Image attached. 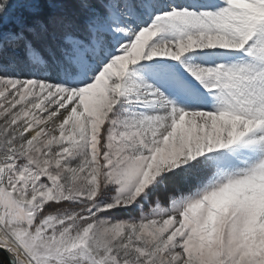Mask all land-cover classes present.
<instances>
[{"label": "snow or ice", "instance_id": "1", "mask_svg": "<svg viewBox=\"0 0 264 264\" xmlns=\"http://www.w3.org/2000/svg\"><path fill=\"white\" fill-rule=\"evenodd\" d=\"M0 264H264V0H0Z\"/></svg>", "mask_w": 264, "mask_h": 264}, {"label": "trees", "instance_id": "2", "mask_svg": "<svg viewBox=\"0 0 264 264\" xmlns=\"http://www.w3.org/2000/svg\"><path fill=\"white\" fill-rule=\"evenodd\" d=\"M0 260L7 261L6 256L2 252H0Z\"/></svg>", "mask_w": 264, "mask_h": 264}, {"label": "water", "instance_id": "3", "mask_svg": "<svg viewBox=\"0 0 264 264\" xmlns=\"http://www.w3.org/2000/svg\"><path fill=\"white\" fill-rule=\"evenodd\" d=\"M0 252H2V253L6 256V258H7V260H8L7 253H5V252H3V251H0Z\"/></svg>", "mask_w": 264, "mask_h": 264}]
</instances>
